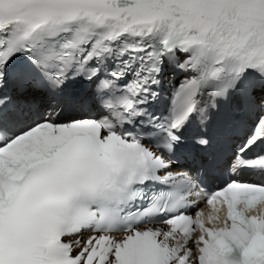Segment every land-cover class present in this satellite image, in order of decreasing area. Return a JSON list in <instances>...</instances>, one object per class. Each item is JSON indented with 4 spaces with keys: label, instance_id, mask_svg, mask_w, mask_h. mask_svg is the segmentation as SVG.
I'll return each instance as SVG.
<instances>
[{
    "label": "snow or ice",
    "instance_id": "1",
    "mask_svg": "<svg viewBox=\"0 0 264 264\" xmlns=\"http://www.w3.org/2000/svg\"><path fill=\"white\" fill-rule=\"evenodd\" d=\"M0 264H264V0H0Z\"/></svg>",
    "mask_w": 264,
    "mask_h": 264
}]
</instances>
